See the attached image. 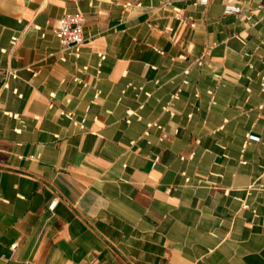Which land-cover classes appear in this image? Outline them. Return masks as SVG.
Listing matches in <instances>:
<instances>
[{"label": "crops", "instance_id": "obj_1", "mask_svg": "<svg viewBox=\"0 0 264 264\" xmlns=\"http://www.w3.org/2000/svg\"><path fill=\"white\" fill-rule=\"evenodd\" d=\"M233 1L0 0V264H264V0Z\"/></svg>", "mask_w": 264, "mask_h": 264}, {"label": "built area", "instance_id": "obj_2", "mask_svg": "<svg viewBox=\"0 0 264 264\" xmlns=\"http://www.w3.org/2000/svg\"><path fill=\"white\" fill-rule=\"evenodd\" d=\"M200 2L206 4L209 0H200ZM239 12H241V7L233 0H227L225 13L233 14ZM85 22L86 17L81 10L66 12L58 20L53 30L64 50L73 51L76 55H79L80 48L85 41ZM62 59L65 60L66 58L63 56Z\"/></svg>", "mask_w": 264, "mask_h": 264}]
</instances>
